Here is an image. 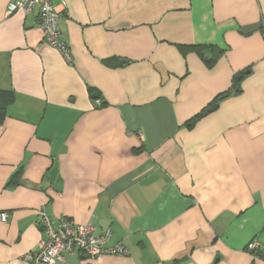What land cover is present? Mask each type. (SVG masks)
<instances>
[{
    "label": "crops",
    "instance_id": "crops-1",
    "mask_svg": "<svg viewBox=\"0 0 264 264\" xmlns=\"http://www.w3.org/2000/svg\"><path fill=\"white\" fill-rule=\"evenodd\" d=\"M14 1L0 0V90L14 97L0 264H30L42 207L129 249L58 264H264V0H53L73 63L39 9L7 13Z\"/></svg>",
    "mask_w": 264,
    "mask_h": 264
},
{
    "label": "built area",
    "instance_id": "built-area-1",
    "mask_svg": "<svg viewBox=\"0 0 264 264\" xmlns=\"http://www.w3.org/2000/svg\"><path fill=\"white\" fill-rule=\"evenodd\" d=\"M65 3V0H61ZM39 9L38 25L44 31V40L57 49L66 60L74 62V56L59 28L60 13L53 0H15L9 3L7 13L12 14L18 10L31 13ZM98 105L102 98L96 99ZM8 214L2 213V220L6 221ZM38 223L46 233V238L40 242L39 249L23 255V259L30 264H58L64 262L65 255L73 252H82L92 259H101L105 255H128L129 249L122 243L115 246H106L111 238L110 230L97 234L94 225L79 223L71 217H63L55 225L48 215L45 207L39 210ZM259 246L257 240L251 241L247 249L255 251Z\"/></svg>",
    "mask_w": 264,
    "mask_h": 264
},
{
    "label": "trees",
    "instance_id": "trees-1",
    "mask_svg": "<svg viewBox=\"0 0 264 264\" xmlns=\"http://www.w3.org/2000/svg\"><path fill=\"white\" fill-rule=\"evenodd\" d=\"M201 55L202 57L207 60V63L211 66L214 64L216 58L214 56V58H212L210 55V52L207 53L204 51L203 47H194ZM206 54H208V56H206ZM238 81H235L234 83V89L235 90H238ZM233 90V89H232ZM232 90H229V91H226L220 95H218L208 106H206L201 112H199L197 115H195L192 119H190L188 121V126H193L195 124V122L197 120H199L201 117H203L205 114L215 110L218 105H219V102L228 96V94H230V92ZM91 94H92V97L96 100V99H101V94L94 90V89H91ZM14 100V97L13 95L10 93V92H7V91H4V90H0V122H2L6 115H7V105L12 102ZM106 102H104V100H102V104L101 105H105ZM256 251V250H255ZM255 251H252V252H255Z\"/></svg>",
    "mask_w": 264,
    "mask_h": 264
},
{
    "label": "water",
    "instance_id": "water-1",
    "mask_svg": "<svg viewBox=\"0 0 264 264\" xmlns=\"http://www.w3.org/2000/svg\"><path fill=\"white\" fill-rule=\"evenodd\" d=\"M244 75H241L240 78H242Z\"/></svg>",
    "mask_w": 264,
    "mask_h": 264
}]
</instances>
